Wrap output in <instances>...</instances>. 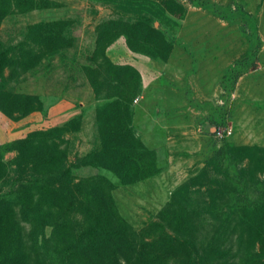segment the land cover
Here are the masks:
<instances>
[{"label": "rangeland", "instance_id": "rangeland-1", "mask_svg": "<svg viewBox=\"0 0 264 264\" xmlns=\"http://www.w3.org/2000/svg\"><path fill=\"white\" fill-rule=\"evenodd\" d=\"M0 197V264H261L264 0H13Z\"/></svg>", "mask_w": 264, "mask_h": 264}, {"label": "trees", "instance_id": "trees-1", "mask_svg": "<svg viewBox=\"0 0 264 264\" xmlns=\"http://www.w3.org/2000/svg\"><path fill=\"white\" fill-rule=\"evenodd\" d=\"M13 0H0V19H2L5 15H7L11 10V3ZM3 198L0 197V254L2 252V248L6 243H12L14 240V223H11L13 218V208H9L8 210L3 209L1 206ZM49 200H53L50 197ZM18 226V225H17ZM17 230V229H16ZM18 232V231H17ZM20 233V232H19ZM18 233V234H19ZM119 240H122L121 238ZM125 240V239H123ZM123 240L121 242H123ZM154 243L151 242H143L140 252H139V263L140 264H152L155 263V256H153V252L157 251L154 249ZM9 252L6 255L5 261L7 264H26V262L33 257L34 253L32 251H27L24 249V246H19L17 249L12 246V244L7 245ZM255 249V248H254ZM163 251V248L161 249ZM261 263L264 264V251H260L259 249H255L253 255L250 258V263Z\"/></svg>", "mask_w": 264, "mask_h": 264}, {"label": "built area", "instance_id": "built-area-1", "mask_svg": "<svg viewBox=\"0 0 264 264\" xmlns=\"http://www.w3.org/2000/svg\"><path fill=\"white\" fill-rule=\"evenodd\" d=\"M214 134L216 136V138L218 139H222L224 137H228L231 134V130L226 128V129H215L214 130Z\"/></svg>", "mask_w": 264, "mask_h": 264}]
</instances>
